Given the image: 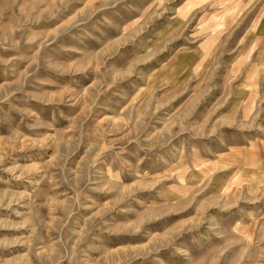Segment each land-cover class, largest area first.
I'll return each instance as SVG.
<instances>
[{"label": "rangeland", "instance_id": "374dc122", "mask_svg": "<svg viewBox=\"0 0 264 264\" xmlns=\"http://www.w3.org/2000/svg\"><path fill=\"white\" fill-rule=\"evenodd\" d=\"M264 0H0V264H264Z\"/></svg>", "mask_w": 264, "mask_h": 264}, {"label": "bare ground", "instance_id": "6f19581e", "mask_svg": "<svg viewBox=\"0 0 264 264\" xmlns=\"http://www.w3.org/2000/svg\"><path fill=\"white\" fill-rule=\"evenodd\" d=\"M264 175V174H263Z\"/></svg>", "mask_w": 264, "mask_h": 264}]
</instances>
